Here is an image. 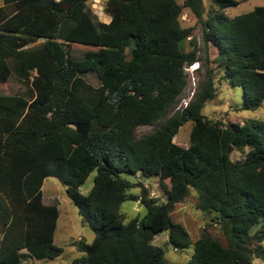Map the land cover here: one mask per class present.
I'll return each instance as SVG.
<instances>
[{
  "label": "trees",
  "instance_id": "16d2710c",
  "mask_svg": "<svg viewBox=\"0 0 264 264\" xmlns=\"http://www.w3.org/2000/svg\"><path fill=\"white\" fill-rule=\"evenodd\" d=\"M210 1L222 8L239 0ZM182 7L201 17L202 0H104L107 20L85 12V0H0V81L11 71L24 85L0 92V264H36L26 257L61 251L52 242L56 198L41 199L47 174L64 182L93 232L90 241L76 242L79 264H177L150 241L161 229L173 248L191 245L184 264L264 258V119L222 123L201 113L214 94L210 67L186 103L161 118L185 83L184 66L197 59L193 47L183 46L191 27L179 21ZM202 23L214 65L241 86L240 106H257L264 96V3L230 17L219 10ZM69 40L97 45L73 56ZM159 118L134 135L135 126ZM186 119L182 145L171 137ZM231 149L241 155L230 157ZM92 168L91 185L80 192ZM121 171L156 175L165 198L155 200L144 186L128 191L132 181ZM189 186L195 207L217 224L225 244L204 229L190 239L171 220L169 211ZM126 198L145 212L123 220L118 206Z\"/></svg>",
  "mask_w": 264,
  "mask_h": 264
},
{
  "label": "rangeland",
  "instance_id": "374dc122",
  "mask_svg": "<svg viewBox=\"0 0 264 264\" xmlns=\"http://www.w3.org/2000/svg\"><path fill=\"white\" fill-rule=\"evenodd\" d=\"M181 1V0H178ZM85 12L92 15L93 18L99 20H107L108 14L103 10L104 0H85ZM203 10L201 17L198 18L187 7H182L179 14V21L182 25H189L190 33L184 39V48L193 47L195 49L196 60L185 65V83L180 92L175 97L172 104L167 108V111L161 118L178 106L183 105L193 94V90L197 81L201 78L204 68L210 67L212 70V81L214 86V94L211 98L204 100L200 107V112L211 119H216L222 123L227 121L242 122L246 118L264 119V96L260 103L253 108L241 107L243 101L242 89L239 84H230L222 77V69L220 65H214L211 60L215 52L214 45L209 41H204L202 38V20L208 15L221 10L226 16H231L238 12L250 9L254 4H263L264 0H239L236 4L227 5L218 8L210 0H202ZM38 37L34 41L27 43L31 45L39 41ZM95 42H79L69 40V51L73 56H79L83 49L94 48ZM84 77L92 84L97 83V78L92 72L84 73ZM24 88L23 83L13 74L9 72L8 76L0 81V92H21ZM159 118L153 124H139L134 128V135L138 136L148 132L160 121ZM190 120L186 119L177 128L172 135V140L186 145L188 142V129ZM229 155L232 158L239 157L241 151L231 149ZM95 170L92 168L86 174L84 179L79 183L78 189L80 192H86L91 185L92 175ZM120 175L132 181L128 191L138 193L140 186L147 189L149 195L155 200L160 201L165 198V194L157 184L156 175H142L139 172L121 171ZM41 199L43 202H48L52 197L56 198V206L58 213L55 219V225L52 233V242L61 246V251L51 257H34L27 256L26 259L30 262L35 261L36 264H79L75 262L74 257L81 254L76 242L78 239L82 241H90L93 232L88 225L81 219L76 211L75 205L70 201L64 191V182L56 178V176L47 174L42 178L41 184ZM118 210L123 220H127L132 216L140 217L144 212V205L137 199H123L118 206ZM171 220L180 222L190 239L195 238L201 230H206L210 235L215 236L222 244L226 243V239L219 230L217 224L208 220V214L202 212L195 207V191L189 186V190L182 199L175 201L173 208L169 211ZM258 226V223L253 224L249 231H252ZM166 229H161L153 234L151 242L158 244L163 249V257L167 261L177 264H184L191 252V245L182 248H173L171 244L166 242ZM264 245V238L261 239ZM251 264H264V258L259 256L251 257Z\"/></svg>",
  "mask_w": 264,
  "mask_h": 264
},
{
  "label": "clouds",
  "instance_id": "9594fccd",
  "mask_svg": "<svg viewBox=\"0 0 264 264\" xmlns=\"http://www.w3.org/2000/svg\"><path fill=\"white\" fill-rule=\"evenodd\" d=\"M188 64H189V63H188ZM186 65H187V64H186ZM185 103H186V102H185ZM185 103H184V104H185ZM184 104H183V105H184Z\"/></svg>",
  "mask_w": 264,
  "mask_h": 264
},
{
  "label": "built area",
  "instance_id": "2783aa9c",
  "mask_svg": "<svg viewBox=\"0 0 264 264\" xmlns=\"http://www.w3.org/2000/svg\"><path fill=\"white\" fill-rule=\"evenodd\" d=\"M184 68H185V66H184Z\"/></svg>",
  "mask_w": 264,
  "mask_h": 264
}]
</instances>
